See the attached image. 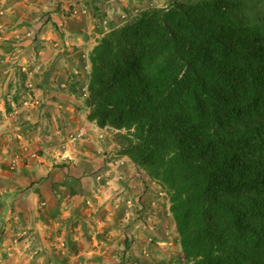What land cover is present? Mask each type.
I'll return each instance as SVG.
<instances>
[{"label":"trees","instance_id":"obj_1","mask_svg":"<svg viewBox=\"0 0 264 264\" xmlns=\"http://www.w3.org/2000/svg\"><path fill=\"white\" fill-rule=\"evenodd\" d=\"M88 119L168 194L187 264H264V0H169L89 54Z\"/></svg>","mask_w":264,"mask_h":264},{"label":"rangeland","instance_id":"obj_2","mask_svg":"<svg viewBox=\"0 0 264 264\" xmlns=\"http://www.w3.org/2000/svg\"><path fill=\"white\" fill-rule=\"evenodd\" d=\"M168 3L169 0H0V164L7 159L9 169L15 170L21 160L45 154L62 161L56 166L65 165L60 150L65 151L68 143H78L94 130L86 125V130L74 127L68 131V101H60L59 95L68 97V93L79 92L74 97L81 106L76 108L83 107L89 113L85 102L89 54L98 39L140 10ZM104 133L109 141L118 144V130L105 127ZM72 136L77 139L72 140ZM101 154L111 162L124 163L120 145L119 150L109 148ZM133 163L125 161L136 178L132 185L120 175L112 177V171L107 173V169L94 177L93 197L82 201L88 207H114L104 210L105 220L114 223L105 231L111 239L85 247L87 251L93 247L101 254L99 260H91L100 264H186L176 238L178 233L170 225L173 217L168 213V194ZM162 222L166 228L163 233L158 227ZM73 263L76 261L68 259V264Z\"/></svg>","mask_w":264,"mask_h":264},{"label":"crops","instance_id":"obj_3","mask_svg":"<svg viewBox=\"0 0 264 264\" xmlns=\"http://www.w3.org/2000/svg\"><path fill=\"white\" fill-rule=\"evenodd\" d=\"M78 93H68V97L59 95L60 101H68V131L74 127L86 130V125L94 131L87 132L86 138L78 143H68L65 151L60 150L65 156L62 157L65 165L56 166L62 161L52 160L45 154L21 160L15 170L9 169L7 159L1 161L0 264H68V259L75 260L73 264H100L91 259L99 260L101 254L93 247L89 251L85 247L111 239L105 231L114 223L105 220L104 210H114V207H88L82 201L93 197L94 177L107 169V173L112 171V177L120 175L131 185L136 178L125 165V161H131L129 157L123 155L121 165L103 157L102 150H119V145L109 141L105 127L88 120L87 110L76 108L81 106V101L74 97ZM167 208L169 213V204ZM171 223L176 230L173 218ZM164 224L158 226L159 232L166 230ZM176 238L178 241V235Z\"/></svg>","mask_w":264,"mask_h":264},{"label":"built area","instance_id":"obj_4","mask_svg":"<svg viewBox=\"0 0 264 264\" xmlns=\"http://www.w3.org/2000/svg\"><path fill=\"white\" fill-rule=\"evenodd\" d=\"M79 138L82 136V133H79V135H77ZM77 136H72V140H76Z\"/></svg>","mask_w":264,"mask_h":264}]
</instances>
